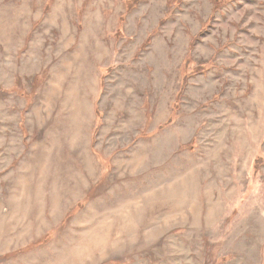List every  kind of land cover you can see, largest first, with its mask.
<instances>
[{
    "label": "rangeland",
    "instance_id": "1",
    "mask_svg": "<svg viewBox=\"0 0 264 264\" xmlns=\"http://www.w3.org/2000/svg\"><path fill=\"white\" fill-rule=\"evenodd\" d=\"M0 264H264V0H0Z\"/></svg>",
    "mask_w": 264,
    "mask_h": 264
},
{
    "label": "trees",
    "instance_id": "2",
    "mask_svg": "<svg viewBox=\"0 0 264 264\" xmlns=\"http://www.w3.org/2000/svg\"><path fill=\"white\" fill-rule=\"evenodd\" d=\"M214 8L216 9L217 8V5L215 4Z\"/></svg>",
    "mask_w": 264,
    "mask_h": 264
}]
</instances>
